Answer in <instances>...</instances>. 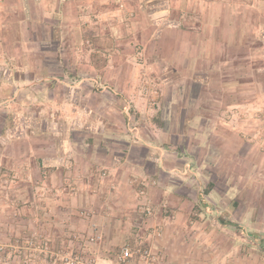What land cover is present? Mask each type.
Here are the masks:
<instances>
[{
	"label": "crops",
	"instance_id": "obj_1",
	"mask_svg": "<svg viewBox=\"0 0 264 264\" xmlns=\"http://www.w3.org/2000/svg\"><path fill=\"white\" fill-rule=\"evenodd\" d=\"M197 1L206 4L197 23L167 25L170 47H147L153 30L149 23L147 32L145 22L148 38L138 60L134 47H114L123 41L131 45L135 32L118 0H0V63L8 71L2 82L20 85L14 94L33 104L25 134L32 140L21 145L31 151L24 152V171L42 168L53 189L75 194L72 199L84 201L79 207L95 211L97 218L119 213L114 224L138 231L158 224L169 260L193 264L198 245L192 241L188 251L184 245L186 239L202 237L209 264L218 226L204 217L187 220L201 196L212 197L215 206L206 209H217L225 200L204 166L238 164L235 174L243 180L250 178L243 171L246 163L264 160V154H250L233 121L253 110L254 99H264V0L247 4L250 15L232 9L218 13L214 5L219 1ZM155 49L163 59L152 58ZM234 53L255 59L234 61ZM248 65L255 67L251 77ZM161 66L165 73H159ZM146 82L159 83L158 95L147 91ZM189 162L196 165L194 181L212 185L207 193L194 197L190 178L179 175ZM140 185L146 188L143 195ZM64 202L65 213L78 211L70 200ZM137 204L152 209L153 218L136 211ZM162 204L176 219L162 215ZM143 235L155 240L152 233ZM235 239L230 234L225 241L232 246ZM224 254L232 260L230 250ZM237 259L264 264L257 252L242 247Z\"/></svg>",
	"mask_w": 264,
	"mask_h": 264
},
{
	"label": "rangeland",
	"instance_id": "obj_2",
	"mask_svg": "<svg viewBox=\"0 0 264 264\" xmlns=\"http://www.w3.org/2000/svg\"><path fill=\"white\" fill-rule=\"evenodd\" d=\"M217 1L220 3L214 5V8L218 13L232 9L233 12L242 14L247 12L250 15L251 9L247 4H252L254 0H227L232 2L231 5L226 4L225 0ZM118 2L129 17L125 16L124 21L131 22L135 32L131 45L128 46L125 44L126 41H123L124 44L114 47H134L138 60L143 57L142 47L146 43L145 38H148L144 33L145 22L147 32L149 23L152 24L153 30V38L147 47H170L164 36L169 28L167 25L180 24V27L193 25L199 20L198 11L206 6L197 0H118ZM159 29L163 32L162 35L155 32ZM51 44L54 43H50V46ZM86 45H92V41ZM238 54L234 53V61L251 62L255 59L253 54L248 58ZM161 55L162 51L155 49L152 58L161 60L163 59ZM1 65L0 63V248H3V253L0 254V264H190L188 260L177 261L167 258L166 250L160 244L164 230L159 229L158 224L149 225L138 231L139 229L133 226L120 227V221L117 225L114 224L112 220H119L122 217L119 213L103 215L101 213L102 216L97 218L95 211L79 207L84 201L81 200L80 204L78 200L72 199L75 194L66 192L68 196H63L60 193L65 190L60 188L56 191L57 187L53 189L48 183L47 173L43 172L42 168L35 172L24 171L26 166L24 152L31 151L27 147L21 149V145L22 141H25L29 146L28 142L32 140L25 134L31 123L33 104L29 103L31 100L26 103L23 99H18V92L14 94L20 85L2 82L8 71L6 72L5 66L2 68ZM245 67L248 68L246 70L251 77L255 67L252 65ZM158 71L165 73V68L161 66ZM144 87L155 96L160 91L158 82L150 84L146 82ZM248 95H254L253 89L249 90ZM254 100L256 104L253 110L233 118L234 124L237 123L239 135L248 143L245 146L251 149L250 154H253V157L264 154V99ZM44 138L49 141L48 136ZM195 166L189 162L180 170L182 172H178L181 177H185V181L190 178V182L187 183H191L190 188L196 190L194 197L198 193L204 194L212 189L208 180L194 181ZM239 168L238 164L230 163L205 165L203 171L212 174L211 177L216 183L215 190L221 193V198L225 200L220 202L221 205L217 204V209H206L204 205L215 206L211 201L212 197L201 196L204 200L194 201L189 208L188 221L201 220L204 217L214 221L218 226V234L211 249L214 258L210 259L209 264H242V261L237 259L240 247L257 252L260 256L258 262L264 263V180L257 179L258 176L264 179V160L259 161L256 166L251 161L246 163L243 171L246 170L245 173L249 174L250 178L247 179L240 180L235 174ZM178 179L180 178L175 176L171 180L177 183ZM156 184V181H151V185ZM181 185L187 186L182 183ZM144 186L148 188L149 185ZM145 187L140 185L138 190L145 191ZM49 193L53 195L50 197ZM65 200L76 204L78 211L72 213L62 211L66 206L63 204ZM225 204L226 208L229 207L228 210L224 209ZM139 205L141 204L135 206L136 211H140L145 217L153 218L152 209L148 213L140 209ZM161 208L162 215L170 220L176 219L175 212L168 210V205L162 204ZM173 210L177 211L179 207ZM139 218L143 219L141 216ZM253 224L257 227L254 228ZM193 232H198V229L195 228ZM146 233L155 235V240L152 241L151 237L145 238L143 234ZM230 234L236 238L232 246L225 241L226 236ZM192 241L198 245L193 247L195 260L193 264H207L208 261L204 258L206 254L209 255L208 243L196 235L192 240L186 239L184 246L191 245ZM124 247H128L131 253L126 258L121 254ZM188 248L187 245L185 250L188 251ZM226 250L231 251V261L224 258ZM251 263H255V260Z\"/></svg>",
	"mask_w": 264,
	"mask_h": 264
},
{
	"label": "built area",
	"instance_id": "obj_3",
	"mask_svg": "<svg viewBox=\"0 0 264 264\" xmlns=\"http://www.w3.org/2000/svg\"><path fill=\"white\" fill-rule=\"evenodd\" d=\"M139 193H140L141 195H143V194H144V191L141 190ZM140 206L144 207V210H145L146 212H148V213L150 212V208L145 207L144 204H141ZM121 254H122V257H123V258H126L127 256H130V255H131V253H130L128 247H124V248L121 250Z\"/></svg>",
	"mask_w": 264,
	"mask_h": 264
},
{
	"label": "trees",
	"instance_id": "obj_4",
	"mask_svg": "<svg viewBox=\"0 0 264 264\" xmlns=\"http://www.w3.org/2000/svg\"><path fill=\"white\" fill-rule=\"evenodd\" d=\"M2 249H3V248L1 247V248H0V254L3 253V250H2Z\"/></svg>",
	"mask_w": 264,
	"mask_h": 264
}]
</instances>
